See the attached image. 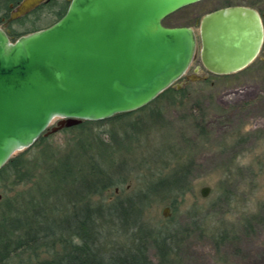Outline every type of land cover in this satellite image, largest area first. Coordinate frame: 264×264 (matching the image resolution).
Segmentation results:
<instances>
[{
	"label": "rangeland",
	"instance_id": "1",
	"mask_svg": "<svg viewBox=\"0 0 264 264\" xmlns=\"http://www.w3.org/2000/svg\"><path fill=\"white\" fill-rule=\"evenodd\" d=\"M65 1L68 0H55L58 5ZM254 1L202 0L170 14L164 24L191 26L200 41L201 20L206 13L228 3ZM51 9L44 6L35 12L31 10L13 18L12 23L3 18L0 24L10 32L23 30L34 22L53 17ZM200 50L201 43L199 56ZM200 63L199 57L190 71ZM173 87H185L183 102H172L168 95L160 96L146 105L148 111L95 121L99 123L91 124L85 132L78 126L85 120L54 129L60 121L56 118L42 140L29 151L17 152L13 158L23 155L32 162L44 151L56 157L78 149L83 152L81 136L85 137L83 144L91 139L97 147H110L111 155L108 151L106 155L112 164V174L124 183L105 191L103 197L107 200L146 192L149 180L160 176L152 169L162 170L164 177L187 165L190 171L187 192L154 194L152 203L144 209L146 224L151 228L171 217L179 223V264H264V63L255 59L238 72L211 75L208 81H191L181 87L177 83ZM159 109L163 114L154 122L152 114ZM133 122L138 125L137 136L125 140L123 148L118 142ZM45 171L43 165L36 169L33 182ZM150 172L154 175L150 176ZM33 182L12 187L0 178V201L18 193L28 199L35 186ZM206 186L210 192L204 196L202 189ZM167 207L168 216L164 214ZM149 253L158 264L156 249L150 248Z\"/></svg>",
	"mask_w": 264,
	"mask_h": 264
},
{
	"label": "water",
	"instance_id": "2",
	"mask_svg": "<svg viewBox=\"0 0 264 264\" xmlns=\"http://www.w3.org/2000/svg\"><path fill=\"white\" fill-rule=\"evenodd\" d=\"M44 1L23 0L12 19ZM68 1L55 23L16 40L0 24V170L45 135L56 118L54 129L148 105L197 57L195 29L166 26L164 19L202 0ZM200 39L210 70L238 72L261 51L262 16L243 5L216 9L202 18ZM209 192L208 186L202 189L204 196Z\"/></svg>",
	"mask_w": 264,
	"mask_h": 264
},
{
	"label": "trees",
	"instance_id": "3",
	"mask_svg": "<svg viewBox=\"0 0 264 264\" xmlns=\"http://www.w3.org/2000/svg\"><path fill=\"white\" fill-rule=\"evenodd\" d=\"M22 1L0 0V23L3 18L12 23L11 11ZM58 2L46 0L34 9L38 11L50 6L53 17L24 27L25 31L12 30L10 36L18 38L52 25L66 13L69 5L68 1L60 5ZM184 88L172 86L160 96L168 95L172 102H183ZM148 109L149 106H145L117 114L115 118ZM162 114V109L153 113L154 122L159 121ZM95 123L99 122L85 120L78 126L85 132ZM129 127L124 139L118 142L123 148L126 147L125 140L137 136L138 125L133 122ZM84 138L81 136L80 140V147L85 149L83 152L78 149L75 153L56 157L54 153L44 151L32 161L35 165L21 155L11 158L0 170V178L15 187L33 182L34 176L37 177L34 171L41 165L46 168L33 182L35 186L31 192L35 195L27 191L28 199L25 194L18 193L0 201V264H155L149 253L152 247L156 249L158 264H179V223L171 217L150 228L143 217L144 209L150 206L155 195L167 191L187 192L190 186L188 166H180L164 177L162 170L152 169L151 172L160 176L157 180H149L146 192L135 197L107 200L103 197L104 192L124 181L112 174V164L106 155L107 151L111 155L112 149L102 145L97 147L91 139L88 144H83ZM96 197H99L98 201Z\"/></svg>",
	"mask_w": 264,
	"mask_h": 264
},
{
	"label": "flooded vegetation",
	"instance_id": "4",
	"mask_svg": "<svg viewBox=\"0 0 264 264\" xmlns=\"http://www.w3.org/2000/svg\"><path fill=\"white\" fill-rule=\"evenodd\" d=\"M234 5L249 6V7L256 9L260 13V15L262 16V20L264 23V0H256L253 3H241V2L240 3H228L227 5L218 7L216 9H220V8L227 7V6H234ZM216 9H214V10H216ZM214 10H211V11H214ZM198 43H201V41H199ZM199 57L201 58V63L195 67L193 72L190 71V68H191L193 62H195ZM256 59H260V61L264 63V43H263L261 51H260V53ZM193 62L191 64L190 68L188 69L187 73L180 79L183 81V83L178 82L179 85H185V84L190 83L191 81H208L211 75H216V76L229 75V74H219V73H216V72H213L212 70H210L205 65V63L201 57V53L199 56V50L197 53V57L195 58V60ZM204 71L208 72L209 74L207 75L206 73H204Z\"/></svg>",
	"mask_w": 264,
	"mask_h": 264
}]
</instances>
